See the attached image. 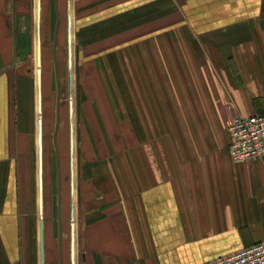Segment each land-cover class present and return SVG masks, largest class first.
<instances>
[{"label":"crops","instance_id":"obj_1","mask_svg":"<svg viewBox=\"0 0 264 264\" xmlns=\"http://www.w3.org/2000/svg\"><path fill=\"white\" fill-rule=\"evenodd\" d=\"M63 3L75 88L47 205L41 0H0V264H39L40 218L65 246L67 211L68 264H207L264 243V158L233 163L227 134L264 116V0Z\"/></svg>","mask_w":264,"mask_h":264},{"label":"rangeland","instance_id":"obj_2","mask_svg":"<svg viewBox=\"0 0 264 264\" xmlns=\"http://www.w3.org/2000/svg\"><path fill=\"white\" fill-rule=\"evenodd\" d=\"M48 0H41V8H42V21H41V36H42V45H43V89H42V98H43V119H44V147H45V172H44V180H45V201L47 205H49V199L51 196L50 193V178H51V171H50V162H49V150L51 147V152L54 141H53V132L55 130L56 124L55 120L51 121L52 117V110L54 107L55 111V103L57 104V93L54 83L53 92L51 90V81H52V74L53 78H55V73L58 78L59 82V98H60V115L59 117V126L56 133V140H57V148L59 153V168H60V175L63 176L65 167H66V134L68 137V129H63L65 122L68 124L69 127V118L66 120L65 114V107L67 109L70 97L74 94L75 88V78L73 77L71 84L68 81V66L66 65L67 61V29L66 25L67 22L65 21L64 16V3L63 0H54L53 8L48 9ZM53 17V18H51ZM52 41V42H51ZM76 58L75 52L73 61ZM57 65V70L55 71V64ZM74 63V62H73ZM73 71L74 65L73 64ZM54 64V65H53ZM54 67V68H53ZM75 73V71H74ZM54 103V105H53ZM65 106V107H64ZM74 133H76V124H75V114L73 116V121L71 120ZM67 127V128H68ZM69 142V141H68ZM69 144V143H68ZM77 149V144H75V150ZM53 153V152H52ZM68 153V150H67ZM54 155V153L52 154ZM68 157V155H67ZM76 157V152H75ZM64 192H63V201L66 203V192L68 195V188L69 184L65 182ZM56 207V206H55ZM56 209V208H55ZM70 210V207H69ZM50 215L49 206H45V217L48 222ZM56 215V212H55ZM55 224V223H54ZM69 213L67 211L66 222L65 225L62 223V232L64 236V232L66 233V242L65 246L62 244V249L60 248L59 241L57 242V233H56V224L54 225L53 229H48L47 232V240L45 241V247L47 248V262L48 264H52L53 260L50 256V250L55 248L56 251V260H54L55 264H68V249H69V239H70V229H69ZM72 234L76 235V229L73 228ZM46 233L44 232V238ZM65 239V238H64ZM61 250V251H60ZM60 252L62 255V260L60 256Z\"/></svg>","mask_w":264,"mask_h":264},{"label":"built area","instance_id":"obj_3","mask_svg":"<svg viewBox=\"0 0 264 264\" xmlns=\"http://www.w3.org/2000/svg\"><path fill=\"white\" fill-rule=\"evenodd\" d=\"M227 134L229 156L233 163L264 158V116L236 117ZM207 264H264V243Z\"/></svg>","mask_w":264,"mask_h":264},{"label":"water","instance_id":"obj_4","mask_svg":"<svg viewBox=\"0 0 264 264\" xmlns=\"http://www.w3.org/2000/svg\"><path fill=\"white\" fill-rule=\"evenodd\" d=\"M38 9H39L38 12L40 13V3L38 6ZM69 44H70V36H69ZM38 60H39L38 64L40 66V55L39 54H38ZM68 66H69L68 67L69 69L72 66L70 48L68 50ZM39 74H40V70H38V75ZM71 81H72V75H71V72H69L70 84H71ZM70 114H71V110H70ZM57 115H58V99H57V107H56V129H57V125H58V116ZM56 129H55V133H54V141H55ZM71 133H72V129H71ZM71 150H72V140H71ZM56 162L58 163L57 151H56ZM40 174H41V171H40ZM58 185H59V181H58ZM40 188H41V184H40ZM58 191H59V186H58ZM39 210L41 213L42 212V206L39 207ZM58 214L59 215L61 214L60 206H58ZM38 235H39V242H38L39 264H45L44 222H43L42 218H40V221H39ZM59 244L61 245V224L60 223H59ZM60 256H61V252H60Z\"/></svg>","mask_w":264,"mask_h":264},{"label":"flooded vegetation","instance_id":"obj_5","mask_svg":"<svg viewBox=\"0 0 264 264\" xmlns=\"http://www.w3.org/2000/svg\"><path fill=\"white\" fill-rule=\"evenodd\" d=\"M56 64V63H55ZM56 69H57V67H56ZM56 71V70H55ZM58 129V128H57ZM54 133H55V130H54ZM56 133H57V130H56ZM55 145H56V147H55V151H54V159L56 160V151H57V157H58V163L56 162V169L58 168L59 169V153H58V148H57V140H56V135H55ZM61 264H62V261H61Z\"/></svg>","mask_w":264,"mask_h":264},{"label":"bare ground","instance_id":"obj_6","mask_svg":"<svg viewBox=\"0 0 264 264\" xmlns=\"http://www.w3.org/2000/svg\"><path fill=\"white\" fill-rule=\"evenodd\" d=\"M38 70H39V68H38ZM38 70H37V72H38ZM40 120H39V117H38V136L40 135ZM38 142H39V137H38Z\"/></svg>","mask_w":264,"mask_h":264}]
</instances>
